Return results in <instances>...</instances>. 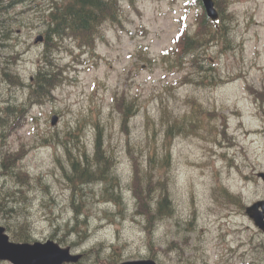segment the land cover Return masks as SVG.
Instances as JSON below:
<instances>
[{
	"label": "rangeland",
	"instance_id": "obj_1",
	"mask_svg": "<svg viewBox=\"0 0 264 264\" xmlns=\"http://www.w3.org/2000/svg\"><path fill=\"white\" fill-rule=\"evenodd\" d=\"M12 1L0 4V19L16 21L0 46V194L27 193L29 243L53 240L83 264H264V232L246 215L264 201V0H227L229 35L205 38L194 53L203 68L173 52L182 31L198 30L196 0H116L115 19L96 22L89 43L47 37L51 0ZM44 71L56 82L40 100L32 90ZM123 96L138 107L125 128ZM99 133L122 202L86 184L76 213L68 156L93 155ZM135 160L172 203L151 232L137 213Z\"/></svg>",
	"mask_w": 264,
	"mask_h": 264
},
{
	"label": "trees",
	"instance_id": "obj_2",
	"mask_svg": "<svg viewBox=\"0 0 264 264\" xmlns=\"http://www.w3.org/2000/svg\"><path fill=\"white\" fill-rule=\"evenodd\" d=\"M34 1H37L38 4L40 0H30L31 3ZM20 2H23V0H14L10 4L17 6ZM196 2L200 7L203 8V4L200 0H196ZM215 2L217 9L221 13L219 23H213L210 21L207 18L203 8L204 12L198 30L193 34L188 32L186 33L185 30L182 31L181 37H179L180 39L177 41V49L173 50V52L176 53L181 59H184L187 55H191L193 57V65H199V68H203V65L200 60H198L199 56H194V53L203 50V47L205 46V38H207V40L210 38L219 40L220 35L225 37L229 35L226 20L223 19V13L225 14L227 11L225 8L227 0H215ZM51 3L53 6L49 7V18L47 22V37L49 39L52 37L55 39L61 38L67 34H70L76 38L81 37L89 43L91 37H93L95 33V23L99 20H114L118 10L116 0H67V2L64 1L60 3L59 0H51ZM2 9L3 8L0 7V12L3 11ZM15 22L16 21H14V17H8L6 21L0 19V46H2V42L9 44L11 35L15 33L16 30L14 27ZM1 28L3 30H1ZM4 58L7 60L6 56H4ZM7 63L8 62H6V64ZM5 74L10 75L7 72H5ZM17 82H19L18 76ZM55 82V77L50 74L49 71L40 72L36 79L35 88L32 90V96H36L42 100L47 96V94L50 93ZM118 101L121 103V106H124L126 103H128L127 110L122 111V124L125 128L128 125L132 115L137 112L138 107L134 101L128 100L127 102L125 96H123L121 99H118ZM7 111L11 115L16 113L15 107H8ZM4 158L7 163L12 162L6 157ZM68 160L72 164V171L71 175H67V178L72 183V199L76 213L78 212V209L77 204L75 203V198L77 196L80 197V192L84 190L86 184L103 183V196L105 197V202L113 200L118 205H120L122 202L121 196L116 194L117 187L114 188L112 186L117 180L116 173L114 172L115 168L112 167L114 158L111 153L103 149L101 133L98 134L95 152L93 155L84 153V155H81L79 158L69 155ZM151 160L153 161L152 157ZM5 161H3L2 165L7 164ZM164 161L167 164L169 163V155L165 156ZM133 167L135 169L134 195L135 199L137 200V213L145 218L147 223L146 231L151 232L154 230L157 221L172 214V203L169 198V193L167 191V185L165 182H156L154 173L142 169L136 160ZM157 184L163 188V194L160 198L154 201L153 191ZM27 198L28 195L23 190H16L15 192L4 195L2 194L1 202L3 203V214L7 220L6 228L7 231L11 233V236L15 242L29 243L31 239V224L29 222V217L27 216L28 212L25 208ZM148 226L150 227L149 229ZM84 238H87L86 235H84ZM148 238L153 242L154 237L148 236ZM115 256L112 257L113 260ZM83 258L77 264H83ZM86 261L87 260H85V264H96L94 262L90 263L89 261L86 263ZM114 262L115 261H113L111 264H114ZM184 264L199 263L190 261Z\"/></svg>",
	"mask_w": 264,
	"mask_h": 264
},
{
	"label": "water",
	"instance_id": "obj_3",
	"mask_svg": "<svg viewBox=\"0 0 264 264\" xmlns=\"http://www.w3.org/2000/svg\"><path fill=\"white\" fill-rule=\"evenodd\" d=\"M2 0H0L1 3ZM206 14L213 22L219 20V12L216 9L214 0H201ZM44 41L43 36H38L35 43ZM59 121L58 116L52 117V125ZM264 180V174H260ZM246 214L253 220L255 226L264 231V201L255 203L246 209ZM83 255L73 254L71 248H64L53 240L35 243L13 242L6 231L0 225V262L10 264H77ZM120 264H158L153 259L130 261Z\"/></svg>",
	"mask_w": 264,
	"mask_h": 264
},
{
	"label": "flooded vegetation",
	"instance_id": "obj_4",
	"mask_svg": "<svg viewBox=\"0 0 264 264\" xmlns=\"http://www.w3.org/2000/svg\"><path fill=\"white\" fill-rule=\"evenodd\" d=\"M0 195H2V194H0ZM2 204H3V203L0 202V209H1ZM1 219H2V218H0V225H2V223H3V222H2L3 220H1ZM2 226H3V225H2Z\"/></svg>",
	"mask_w": 264,
	"mask_h": 264
}]
</instances>
